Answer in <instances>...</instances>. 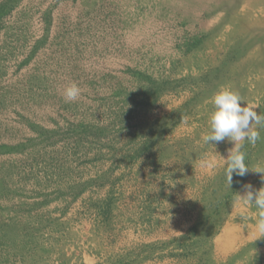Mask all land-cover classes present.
I'll return each instance as SVG.
<instances>
[{
    "label": "rangeland",
    "instance_id": "374dc122",
    "mask_svg": "<svg viewBox=\"0 0 264 264\" xmlns=\"http://www.w3.org/2000/svg\"><path fill=\"white\" fill-rule=\"evenodd\" d=\"M222 87L264 115V0H18L0 18V264H264L257 210L234 201L264 187V128L230 188L234 143L202 139Z\"/></svg>",
    "mask_w": 264,
    "mask_h": 264
},
{
    "label": "clouds",
    "instance_id": "9594fccd",
    "mask_svg": "<svg viewBox=\"0 0 264 264\" xmlns=\"http://www.w3.org/2000/svg\"><path fill=\"white\" fill-rule=\"evenodd\" d=\"M81 95V89L76 83H71L63 89L62 96L66 103L75 102ZM214 111L208 117V131L202 136L205 144L221 142L226 138L234 143L227 158L224 160V178L228 188L232 185L233 174L243 177L249 169L246 164V153L242 150L245 143L255 145L260 139V128H264V115L257 114L256 106L246 104L240 94L228 87L220 88L211 98ZM255 171L264 178V167L256 166ZM244 195L236 194L234 201L242 205L241 212L249 206L257 210L255 232L257 237H264V187L253 190L250 184L245 185ZM255 239V240H256Z\"/></svg>",
    "mask_w": 264,
    "mask_h": 264
},
{
    "label": "trees",
    "instance_id": "16d2710c",
    "mask_svg": "<svg viewBox=\"0 0 264 264\" xmlns=\"http://www.w3.org/2000/svg\"><path fill=\"white\" fill-rule=\"evenodd\" d=\"M17 1L18 0H1L0 1V18L4 15V14H6L7 12H9L15 5H16V3H17ZM132 74H134V76L135 77H143L144 78V75H143V73H141V72H139V71H136V72H133ZM145 78H147V77H145ZM149 81H151L150 79H149ZM164 83L161 85V83L160 84H158V86L157 85H155V82H153V81H151L150 82V84H151V89H150V91H149V94H152L153 95V97H155L157 94H160L161 92H164V90H167L168 88H170L169 87V83L170 82H168V81H163ZM146 100H148L149 99V97L148 98H145ZM150 100V99H149ZM174 113V111L173 112H171V114H169V115H172ZM166 121V120H165ZM164 121V122H165ZM173 124V123H172ZM165 125H166V123H165ZM158 128H160V126L158 127ZM164 131V128H161L160 129V134H161V132H163ZM156 132H157V134H158V131L156 130ZM1 147H5V145H1L0 146V148ZM231 194L232 193H228V197H230L231 196ZM215 205L213 206V209H212V211H211V213L210 214H212L213 216H215L216 215V209L218 208L217 207V205H218V202L217 203H214ZM207 216H205V218H206ZM192 231H196V227L194 226L193 228H192ZM194 244H196V243H191V245L189 246L188 245V247H187V249H189V247H191V246H193ZM182 245V246H181ZM181 245H179L180 246V248L181 249H185V247H186V245H185V243H183V244H181ZM154 250V249H153ZM147 256H150V255H147ZM145 258V257H144ZM232 260V258L231 259H228L227 261H225V262H223L222 264H226V263H228L229 261H231ZM117 262H119V260H117Z\"/></svg>",
    "mask_w": 264,
    "mask_h": 264
},
{
    "label": "bare ground",
    "instance_id": "6f19581e",
    "mask_svg": "<svg viewBox=\"0 0 264 264\" xmlns=\"http://www.w3.org/2000/svg\"><path fill=\"white\" fill-rule=\"evenodd\" d=\"M164 1V0H163ZM235 1V0H234ZM239 1V0H238ZM185 2V1H184ZM173 3V2H172ZM178 3V2H177ZM199 3V2H198ZM209 3V2H208ZM235 3V2H234ZM164 4H166V3H164ZM174 4V3H173ZM259 4V3H258ZM163 5V4H162ZM214 5V4H213ZM166 6V5H165ZM178 6V5H177ZM210 6V5H209ZM160 7V6H159ZM256 7H257V5H256ZM166 8V7H165ZM204 8V7H203ZM202 8V9H203ZM212 8H214V7H212ZM187 9V8H186ZM199 9V8H198ZM260 9V8H259ZM167 10V9H166ZM169 10V9H168ZM180 10V9H179ZM191 10V9H190ZM209 10V9H208ZM211 10V9H210ZM159 12V11H158ZM240 24V23H239ZM231 230H225V234H224V236L226 237V236H228V234H229V232H230Z\"/></svg>",
    "mask_w": 264,
    "mask_h": 264
}]
</instances>
